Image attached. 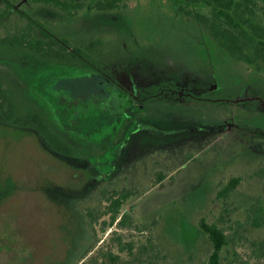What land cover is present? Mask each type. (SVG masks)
Returning <instances> with one entry per match:
<instances>
[{"label":"rangeland","instance_id":"rangeland-1","mask_svg":"<svg viewBox=\"0 0 264 264\" xmlns=\"http://www.w3.org/2000/svg\"><path fill=\"white\" fill-rule=\"evenodd\" d=\"M96 1L71 15L0 0V36L28 27L20 9L80 48L74 63L0 55L21 107L46 109L77 149L0 112V264H208L202 218L228 234L224 256L264 264V67L232 58L177 0Z\"/></svg>","mask_w":264,"mask_h":264},{"label":"trees","instance_id":"trees-1","mask_svg":"<svg viewBox=\"0 0 264 264\" xmlns=\"http://www.w3.org/2000/svg\"><path fill=\"white\" fill-rule=\"evenodd\" d=\"M35 1L49 4L71 15L85 5V0ZM121 1L98 0L94 6L101 10H110L120 7ZM7 4L11 6L9 1ZM177 8L184 16L194 19L232 58L244 61L258 70L264 67V0H177ZM17 12L28 19V27L14 34L0 36L1 56L29 53L57 63H74L78 60L77 52L80 48L71 49L66 41L58 38L40 21L29 17L20 9ZM20 99L17 89L0 80V112L5 118L22 126L37 128L59 152L76 153V147L54 130L46 109L25 111L20 105ZM162 178L163 175L160 174L157 179ZM241 181V176L231 177L219 194L228 196ZM119 195L111 206L115 213L119 211L124 200L133 195V191L127 189L119 192ZM256 221L260 225L264 223L262 210L257 212ZM200 226L214 244L208 264H237L236 259L224 256L230 240L225 229L219 223L209 222L206 218L201 219Z\"/></svg>","mask_w":264,"mask_h":264}]
</instances>
